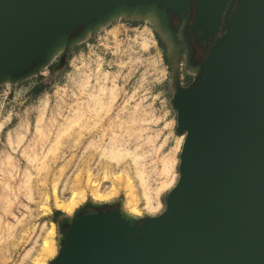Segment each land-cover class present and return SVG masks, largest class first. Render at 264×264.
Here are the masks:
<instances>
[{
	"label": "water",
	"instance_id": "water-1",
	"mask_svg": "<svg viewBox=\"0 0 264 264\" xmlns=\"http://www.w3.org/2000/svg\"><path fill=\"white\" fill-rule=\"evenodd\" d=\"M193 6V32L216 40L174 95L185 141L165 211L139 220L88 205L52 264H264V0H0V84L118 13L155 10L171 35L170 16L188 22Z\"/></svg>",
	"mask_w": 264,
	"mask_h": 264
},
{
	"label": "rangeland",
	"instance_id": "rangeland-1",
	"mask_svg": "<svg viewBox=\"0 0 264 264\" xmlns=\"http://www.w3.org/2000/svg\"><path fill=\"white\" fill-rule=\"evenodd\" d=\"M172 33L145 12L116 17L47 67L0 84V264H52L69 227L57 203L76 195L85 199L73 215L127 201L140 206L135 219L165 211L183 141L173 99L197 77Z\"/></svg>",
	"mask_w": 264,
	"mask_h": 264
},
{
	"label": "bare ground",
	"instance_id": "bare-ground-1",
	"mask_svg": "<svg viewBox=\"0 0 264 264\" xmlns=\"http://www.w3.org/2000/svg\"><path fill=\"white\" fill-rule=\"evenodd\" d=\"M126 13L125 12H121V13H118V14H116V15H114L112 18H115V17H122V16H126L125 15ZM147 17H148V19H151V20H153V21H155L158 25H159V27L163 30V32L167 35V37L168 38H170L171 37V35H170V33L167 31V30H164L163 29V26H162V23H161V19L158 17V15H157V13H156V11L155 10H151V11H148V13H147ZM110 20H108V22H109ZM105 25L104 24H100L98 27H97V30H100L102 27H104ZM90 35V32H88V34H87V37ZM65 42H62V43H60L56 48H55V50L51 53V55H50V64L51 63H53L62 53H63V51H64V48H65ZM192 68V70L194 71V72H197V67H191ZM180 136H182V148H183V144H184V141H185V135L183 134V135H180ZM180 139H181V137H180ZM181 148V149H182ZM136 155V154H135ZM138 158V157H137ZM133 159V158H132ZM170 160V159H169ZM168 165H169V163H168ZM167 168H169L170 169V167H167ZM137 171V170H136ZM167 172L169 171V170H166ZM138 174V173H137ZM136 174V175H137ZM141 175V174H140ZM143 176V175H142ZM139 177H141V176H139ZM138 177V178H139ZM140 179H143V178H140ZM139 179V180H140ZM170 180V179H169ZM178 180H179V178H178ZM141 181H143V180H141ZM146 182V181H145ZM133 183H135V182H133ZM146 185V184H145ZM143 186H144V184H143ZM142 186V187H143ZM132 188V187H131ZM145 188V187H144ZM163 188V187H162ZM167 188V187H166ZM133 190V189H132ZM142 190H144L143 188H142ZM149 190V189H148ZM131 192H133V191H131ZM144 192L145 191H143V194H144ZM159 192V191H158ZM146 194H145V196H146V205H145V208L146 209H148L149 211H155V210H157L158 208L157 207H155L154 206V201H153V199L150 197V194H152V193H148V192H145ZM148 193V194H147ZM142 194V195H143ZM84 194H82V195H76V196H74L72 199H71V201L69 202V203H57V207H58V209L59 210H61V211H63V212H65L68 216H69V218H70V220L72 221V219H73V214H74V211H75V208L77 207V205L80 203V201L84 198L85 199V196L84 197H82ZM133 195H134V192H133ZM144 195H143V197H145ZM157 196V195H156ZM131 197H134V196H131ZM100 198V197H99ZM105 198V197H104ZM144 199V198H143ZM99 200H102L103 201V198L102 199H99ZM132 201L131 202H133V199H131ZM135 200H137L138 201V199H136V197H135ZM145 201V200H144ZM156 201V200H155ZM136 202V201H135ZM135 202H133L134 204H132L131 205V203L130 202H126V203H124L123 205H122V209H121V211H122V213H123V215L125 216V217H127V218H129V219H135L134 217V215H141V211H140V206H138ZM48 209V208H47ZM134 214V215H133ZM73 215V216H72ZM71 216V217H70ZM53 226V225H52ZM52 231H54V227H52ZM50 235H53V232H52V234H50ZM55 236V235H54ZM46 237H48V236H46ZM45 237V238H46ZM51 237H53V236H51ZM50 239V238H49ZM44 240H46V241H43V242H45L44 243V245H42V247H43V251H41V253L42 252H44L45 254L46 253H48L49 254V252H51L52 251V249L54 250L55 248H53V246H52V244H54V242L53 243H51L50 241H47L48 239H44ZM42 250V249H41ZM55 252H56V250H55ZM56 254V253H55ZM46 256V255H45ZM49 256V255H48ZM52 256V255H51ZM47 257V256H46ZM42 259H44L43 257H41ZM41 258L39 259V260H35V261H40L41 260ZM48 258V257H47ZM46 258V259H47ZM53 258V257H52ZM41 262H43V261H41ZM36 263V262H35ZM38 263V262H37Z\"/></svg>",
	"mask_w": 264,
	"mask_h": 264
},
{
	"label": "flooded vegetation",
	"instance_id": "flooded-vegetation-1",
	"mask_svg": "<svg viewBox=\"0 0 264 264\" xmlns=\"http://www.w3.org/2000/svg\"><path fill=\"white\" fill-rule=\"evenodd\" d=\"M186 16L187 13L182 14L180 17L170 16L171 26L174 29H178V39L184 46V58L187 59L188 57V60H190L194 66H199L206 59L211 45L216 38H212L210 41H205L202 39V32H199L198 34L193 32L192 26L195 17L194 6L191 19L188 22L185 21Z\"/></svg>",
	"mask_w": 264,
	"mask_h": 264
}]
</instances>
